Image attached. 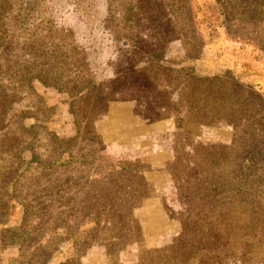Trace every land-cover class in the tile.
Masks as SVG:
<instances>
[{"label":"rangeland","instance_id":"rangeland-1","mask_svg":"<svg viewBox=\"0 0 264 264\" xmlns=\"http://www.w3.org/2000/svg\"><path fill=\"white\" fill-rule=\"evenodd\" d=\"M157 2L160 50L139 24L126 66L101 0L84 18L72 0H0V264L34 248L43 264H215L236 249L264 264V158L251 177L241 149L253 93L264 102V26L229 34L242 0H175L172 17Z\"/></svg>","mask_w":264,"mask_h":264},{"label":"trees","instance_id":"trees-1","mask_svg":"<svg viewBox=\"0 0 264 264\" xmlns=\"http://www.w3.org/2000/svg\"><path fill=\"white\" fill-rule=\"evenodd\" d=\"M76 2L77 7L75 8V11L79 15L80 18H82L85 14L83 13L85 11V8L90 7L91 4L88 3L89 0H72ZM157 1H160L162 3V7L165 10V16H174V12L172 11V6H174L175 0H101L102 6H100V9H103L102 14L100 16L99 22H101L103 25H111L115 26L116 29H114L113 32L110 33L111 28L108 27L107 31L109 30V36H111L112 43L108 42L107 47L112 48L115 53L122 54L123 52L126 53V61L125 65L129 66H136L137 63H139V60H141L140 55L138 56L137 49V40H139L140 37H138V28L139 24H144L148 30V34L146 33V37L148 38L147 41H149L146 46L152 47L151 51L154 50H160V47H157L155 44H153L151 41L155 40L157 38V41L160 42L159 39L162 38V35H164L163 31L161 29H155L153 27V24H158L157 20L155 19V16L153 15V11L149 10L150 6L152 7L153 3H159ZM178 1V0H176ZM182 3L186 2L179 0ZM253 2H249V4L242 0L243 2V10L246 15L241 16L237 21V23H230L227 27V30L231 36L234 38H242L239 37L240 35H246L251 34L255 30L256 27L264 26V0H251ZM245 2V3H244ZM160 4V3H159ZM248 6V8H247ZM179 9V8H177ZM176 10V9H175ZM84 18V17H83ZM174 20V19H173ZM232 20V19H231ZM194 18L190 21L192 27H194ZM157 22V23H156ZM262 22V24L260 23ZM172 26L175 28V31L177 34L181 37H184V33L181 30V27L177 25V23L174 21L172 22ZM121 28V30H119ZM264 28V27H263ZM142 34L139 33V35ZM118 35L119 38H117ZM149 36V37H148ZM193 37L197 40L200 39L198 31L193 29ZM129 41H125V40ZM256 42H261V39H258V37L254 38ZM260 40V41H259ZM264 40H262V43ZM153 44V46L151 44ZM163 43V40L161 41ZM149 53V51H148ZM77 58H75L76 60ZM87 61V60H86ZM131 62V63H128ZM134 62H137L136 64H132ZM140 64V63H139ZM81 87V83L73 84L71 88H77ZM78 87V88H79ZM254 97L258 99L261 104L262 112H260L257 115H252V120L247 122V128H249L248 135L250 138L243 143V148L246 150L247 156H245L247 161H250L249 166L251 167V177H254L256 170L255 168L260 163V157L264 158V102L263 99L260 97L259 93H253ZM261 115V116H258ZM244 122V121H240ZM246 130V127H245ZM243 130V132H245ZM242 132V131H241ZM240 133V132H239ZM239 137V143L240 142ZM238 145V144H237ZM242 145V144H241ZM258 203L255 202V204L252 205V208H254V211L251 215L254 229L257 226V221L259 219V208ZM261 211V210H260ZM263 211H264V204H263ZM190 226H193L192 224ZM262 233V238H259L258 241L262 242L264 244V220L262 225L260 226ZM260 230V229H259ZM32 231L28 230V232L25 233V237H28ZM207 248L204 246H201V248H205L204 250H208L210 246L208 244H205ZM221 245L218 249H221ZM31 249V248H29ZM36 248L32 249L33 253L26 254V256H30L29 264H43V261H40L39 256L37 257V251ZM218 256V255H217ZM215 255V257H217ZM31 257L34 258V262L32 263ZM226 258V259H224ZM226 260V261H223ZM27 264V261L24 260ZM233 261L231 264H239L244 261V258L242 257V253L239 251L234 250V253H232V256L230 255L227 258V255H222L218 259L215 258V264H228V262Z\"/></svg>","mask_w":264,"mask_h":264}]
</instances>
